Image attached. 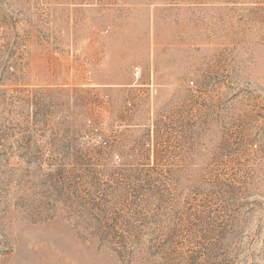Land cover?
<instances>
[{
	"label": "rangeland",
	"instance_id": "rangeland-1",
	"mask_svg": "<svg viewBox=\"0 0 264 264\" xmlns=\"http://www.w3.org/2000/svg\"><path fill=\"white\" fill-rule=\"evenodd\" d=\"M0 264H264V0H0Z\"/></svg>",
	"mask_w": 264,
	"mask_h": 264
}]
</instances>
